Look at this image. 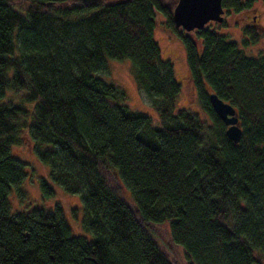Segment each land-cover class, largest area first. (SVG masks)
<instances>
[{
	"label": "trees",
	"instance_id": "obj_1",
	"mask_svg": "<svg viewBox=\"0 0 264 264\" xmlns=\"http://www.w3.org/2000/svg\"><path fill=\"white\" fill-rule=\"evenodd\" d=\"M177 2L0 0V264H264V54L247 55L218 33L224 14L193 33L177 26ZM256 2L222 0L224 13L254 11L245 44L262 38ZM159 13L185 47L210 121L176 107L181 85L154 38ZM108 58L131 60L156 116L99 75ZM210 91L236 109L238 143ZM21 144L49 167L44 199H56L54 184L80 196L82 231L59 201L12 210L11 190L28 173L13 154ZM163 224L166 241L156 231Z\"/></svg>",
	"mask_w": 264,
	"mask_h": 264
},
{
	"label": "rangeland",
	"instance_id": "obj_2",
	"mask_svg": "<svg viewBox=\"0 0 264 264\" xmlns=\"http://www.w3.org/2000/svg\"><path fill=\"white\" fill-rule=\"evenodd\" d=\"M255 8L259 13L258 21L260 25L264 27V0H257ZM253 15V10H248L242 14L225 12V23L213 27L218 33L224 34L227 40L236 42L237 45L244 50L245 54L250 56H257L260 53L264 54V28H261V30L258 26L262 33V38L258 43H244L242 25L248 23L254 25ZM157 20L158 24L154 29V38L159 44L161 57L163 59H169L173 63L175 78L181 85L176 99L177 109L188 110L197 114L201 119L210 121L208 114L205 112L198 98L197 91L189 78L186 50L182 41L161 27L160 22L164 20L162 13H159ZM194 31L195 30L190 31V33ZM194 39L197 43L198 52L201 53L203 41L198 37H194ZM135 74V67L129 58L120 60L108 58V69L99 73L105 81L114 83L119 87L124 93L130 107L135 110H146L150 114L156 116L157 112L153 107L152 99L135 83L133 78ZM21 97L22 92H12L11 94V98L15 101H19ZM157 121L158 120L155 119L153 122L157 123ZM13 154L28 164V173L23 182L18 187H13L11 190L9 200L12 210H26L34 206H42L48 209L52 207L54 202L59 201L76 231H82L84 207L80 196L68 193L59 185L54 184L57 189L56 199L50 201L44 199L40 188V179L44 178L51 181L49 167L37 159L36 155L31 151V147L27 144L14 146ZM106 174L113 185L123 194L124 198L132 201L130 190L124 186L116 170L109 167L106 169ZM166 226H168V224H163L161 226L163 230L160 229V227L156 229L159 235L162 236V240L165 241L167 240L166 231L164 230ZM159 235L157 236L159 237ZM174 260L175 259L172 258V261ZM175 264L181 263L178 261Z\"/></svg>",
	"mask_w": 264,
	"mask_h": 264
},
{
	"label": "water",
	"instance_id": "obj_3",
	"mask_svg": "<svg viewBox=\"0 0 264 264\" xmlns=\"http://www.w3.org/2000/svg\"><path fill=\"white\" fill-rule=\"evenodd\" d=\"M223 14L222 0H178L173 18L177 26L191 31L204 27L210 21L221 22ZM209 100L214 112L227 126L225 130L227 137L238 143L242 129L236 109L213 91L209 92Z\"/></svg>",
	"mask_w": 264,
	"mask_h": 264
},
{
	"label": "flooded vegetation",
	"instance_id": "obj_4",
	"mask_svg": "<svg viewBox=\"0 0 264 264\" xmlns=\"http://www.w3.org/2000/svg\"><path fill=\"white\" fill-rule=\"evenodd\" d=\"M175 263H177V262H175Z\"/></svg>",
	"mask_w": 264,
	"mask_h": 264
}]
</instances>
